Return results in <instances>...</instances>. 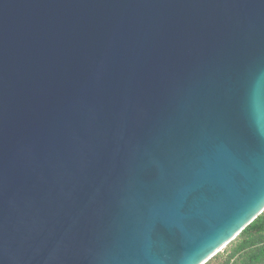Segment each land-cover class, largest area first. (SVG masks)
<instances>
[{
	"label": "water",
	"instance_id": "obj_1",
	"mask_svg": "<svg viewBox=\"0 0 264 264\" xmlns=\"http://www.w3.org/2000/svg\"><path fill=\"white\" fill-rule=\"evenodd\" d=\"M264 212V0H0V264H205Z\"/></svg>",
	"mask_w": 264,
	"mask_h": 264
},
{
	"label": "trees",
	"instance_id": "obj_2",
	"mask_svg": "<svg viewBox=\"0 0 264 264\" xmlns=\"http://www.w3.org/2000/svg\"><path fill=\"white\" fill-rule=\"evenodd\" d=\"M205 264H264V212Z\"/></svg>",
	"mask_w": 264,
	"mask_h": 264
},
{
	"label": "rangeland",
	"instance_id": "obj_3",
	"mask_svg": "<svg viewBox=\"0 0 264 264\" xmlns=\"http://www.w3.org/2000/svg\"><path fill=\"white\" fill-rule=\"evenodd\" d=\"M224 251V249L222 250V252Z\"/></svg>",
	"mask_w": 264,
	"mask_h": 264
}]
</instances>
